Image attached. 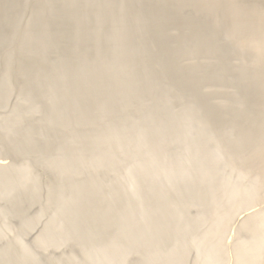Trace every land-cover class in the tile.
<instances>
[{"label":"bare ground","instance_id":"obj_1","mask_svg":"<svg viewBox=\"0 0 264 264\" xmlns=\"http://www.w3.org/2000/svg\"><path fill=\"white\" fill-rule=\"evenodd\" d=\"M0 49V262H53L44 167L63 264H264V0H0Z\"/></svg>","mask_w":264,"mask_h":264},{"label":"rangeland","instance_id":"obj_2","mask_svg":"<svg viewBox=\"0 0 264 264\" xmlns=\"http://www.w3.org/2000/svg\"><path fill=\"white\" fill-rule=\"evenodd\" d=\"M24 24H25V21L23 20V22L20 25H18L14 30L17 31V30L23 29ZM14 30L7 31L5 35L3 36V39L10 37V35L13 33ZM17 45L18 44L15 43V45L11 48V50H16ZM50 57L52 58L53 55H51ZM7 58H8L7 50L0 49V90H1V84L4 81V76H5L4 68L6 65ZM12 90L13 91L11 92V95L10 96L8 95L9 97L7 96L4 100H0V106H2L0 107V124L2 120L6 118V116L8 115L7 113L10 111L12 106L17 105L21 101L22 95L19 94V90L14 87ZM37 117H39V115ZM35 122L36 121L32 122L31 125L34 124ZM39 130L43 131L44 128L40 127ZM0 141L2 142L1 139ZM2 158H7L9 161H11V163L15 164V166H20L25 163L24 160L22 159L12 160L5 153H0V159ZM32 177L36 179L38 178L40 180L39 199H41V202L33 205V207L31 208L28 207L29 203L27 202V204H24L23 208L27 211V216L29 218H35L38 216H41V218L38 220L35 227L32 230H29V232L24 237V244L25 246L31 247L32 249H34L36 253L42 258L43 261L47 262V261L53 260L51 264H63V262L68 257H70L69 255L70 248L67 245L55 243V244H50L48 246H42V244L38 243L40 241L38 237L43 231L44 227L48 223L52 222L54 218L53 208L47 207L45 205V202H46L45 191L49 186H51L53 182L46 175V170L44 167L35 168L32 171L30 178ZM13 208L14 207L7 199H4V200L0 199V232L2 234V238L0 239V250L7 249V248L14 249L17 247L16 237L18 235L19 230L17 228V224H18L17 220L14 218V214L13 215L11 214V212H13ZM193 211L194 212L192 214L194 215L196 213V210H193ZM242 216L243 215H240L239 218H241ZM205 228H206V225L203 228H201L199 232H201ZM232 228H233L232 224L229 225L228 229L224 233V240L226 242L229 241L230 236L232 235ZM20 232H23L21 228H20ZM192 255L193 253L191 254V256ZM0 264H3V262H0ZM225 264H230V257L228 258L227 262H225Z\"/></svg>","mask_w":264,"mask_h":264}]
</instances>
